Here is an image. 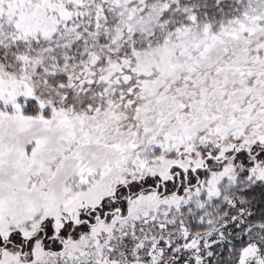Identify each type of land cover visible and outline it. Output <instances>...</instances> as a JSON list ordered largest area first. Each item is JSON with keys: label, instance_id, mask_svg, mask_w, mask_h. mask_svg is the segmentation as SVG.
Masks as SVG:
<instances>
[{"label": "snow or ice", "instance_id": "obj_1", "mask_svg": "<svg viewBox=\"0 0 264 264\" xmlns=\"http://www.w3.org/2000/svg\"><path fill=\"white\" fill-rule=\"evenodd\" d=\"M0 264H264V0H0Z\"/></svg>", "mask_w": 264, "mask_h": 264}]
</instances>
